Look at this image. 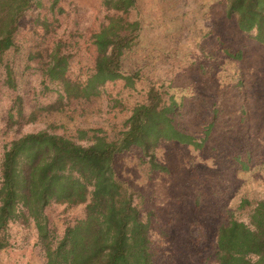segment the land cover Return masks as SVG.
<instances>
[{
    "label": "trees",
    "instance_id": "trees-1",
    "mask_svg": "<svg viewBox=\"0 0 264 264\" xmlns=\"http://www.w3.org/2000/svg\"><path fill=\"white\" fill-rule=\"evenodd\" d=\"M60 1L0 0V90L8 89L11 100L2 116L8 138L0 152V254L13 247L11 228L19 226L33 232L43 264H163L161 259H168L159 250L164 242L162 246L153 235L158 229L156 211L147 205L144 193L119 176L116 161L133 154L137 167L152 179L169 171L161 162L166 149L202 151L213 122L204 126L203 136L179 127L175 120L182 102L176 94L163 82L145 86L140 70H123L124 57L140 40V21L128 18L137 0H100L106 21L91 31V62L78 69L74 65L79 44L69 38L74 33H56ZM219 3L240 34L264 48V0ZM28 15L32 26L27 61L33 64L27 67L37 73L38 87L20 92L12 60L20 50V22ZM245 48H223L231 63V86L240 95L250 76L243 67ZM138 82L144 85L143 98L128 109L114 135L102 127L69 128L53 120L23 130L48 116L73 119V113L89 108L101 112L104 102L105 107L123 109L110 90H136ZM41 95L46 100H40ZM241 111L244 114L243 107ZM235 160L246 169L239 155ZM77 207L80 211L68 217ZM204 230L197 224L195 234L206 243ZM211 238L210 258L216 264H264V196L242 197L227 208Z\"/></svg>",
    "mask_w": 264,
    "mask_h": 264
},
{
    "label": "rangeland",
    "instance_id": "rangeland-1",
    "mask_svg": "<svg viewBox=\"0 0 264 264\" xmlns=\"http://www.w3.org/2000/svg\"><path fill=\"white\" fill-rule=\"evenodd\" d=\"M59 4L62 11L54 16L57 36L73 32L75 37H69L70 42L74 45L75 38L79 44L74 68L88 66L92 55L88 38L94 28L106 21V12L100 0H61ZM128 18L140 21V40L124 57L123 70H140L145 86L151 81L163 82L166 90L176 94L182 102L180 117L175 120L179 127L203 136L204 126L209 122L213 126L202 151L191 148L163 151L161 162L168 172L149 179L130 153L117 159L116 170L122 179L144 193L147 205L156 211L153 218L158 229L153 235L162 246L164 242L159 250L168 257L161 259V263L216 264L210 258L215 223L240 198L264 196V48L239 33L226 18L219 0H137ZM31 26L32 17L28 15L20 22L16 35L20 50L12 62L20 92L23 88L31 91L38 87L37 73L27 67L33 64L27 61ZM240 46L246 47L243 67L250 74L241 95L231 86V63L223 54V48L235 51ZM142 82L137 83L136 90L120 86L110 90L123 109L105 107L104 102L101 112L89 108L90 112L73 113V119L65 115L48 116L38 123L26 124L23 130L33 131L53 120L69 128L102 127L114 135L128 109L142 100ZM8 92L5 87L0 90V152L8 138L2 120L11 103ZM39 99L46 97L41 95ZM212 108L217 112H212ZM236 155L247 164L246 169L235 160ZM80 209L69 211L67 216ZM61 210L62 207L58 209ZM197 224L205 228L208 242L197 239ZM11 234L13 247L0 254V264H43L33 232L12 226Z\"/></svg>",
    "mask_w": 264,
    "mask_h": 264
}]
</instances>
